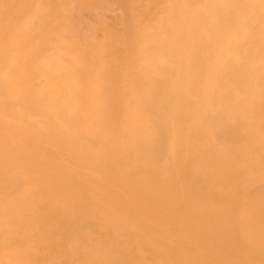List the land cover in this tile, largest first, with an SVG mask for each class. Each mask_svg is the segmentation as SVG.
Instances as JSON below:
<instances>
[{"label":"bare ground","instance_id":"obj_1","mask_svg":"<svg viewBox=\"0 0 264 264\" xmlns=\"http://www.w3.org/2000/svg\"><path fill=\"white\" fill-rule=\"evenodd\" d=\"M20 1L0 0V124L30 125L47 154L86 169L68 187L89 191L62 193L35 158L14 174L24 153L8 145L0 264H264V0H110L123 27L137 14V41L114 55L85 43L86 26L107 24L94 0ZM154 208L193 255L149 239L166 226L138 223Z\"/></svg>","mask_w":264,"mask_h":264},{"label":"rangeland","instance_id":"obj_2","mask_svg":"<svg viewBox=\"0 0 264 264\" xmlns=\"http://www.w3.org/2000/svg\"><path fill=\"white\" fill-rule=\"evenodd\" d=\"M24 1V0H23ZM22 1V2H23ZM95 1V3H93V9L94 10H96V12H97V10H101V12H99V14H101V15H103V18L105 19V21L107 22V24L105 25V27L103 26V25H98L97 27L99 28V27H101V29L99 28V29H97V27H95L94 26V24L92 25V26H86L87 27V30H86V27L85 26H83V32H84V34L85 33H87V36H89V34H90V36H91V33H93L94 34V37H96V38H98V37H100V38H98V39H96V38H91V37H93V34H92V36L89 38L90 40V42H88V41H84L86 44H88V46H94V48L93 47H91V49H93V50H95V46H99L98 48L96 47V49L98 50V49H100V50H102V49H104L105 51L106 50H109V49H111V48H113L112 49V53H113V55L115 54V53H121V50L124 48V47H126V45L128 46V45H130V43H132V42H134V41H137V40H133L132 41V36H133V33H131V28H132V31H133V29L135 28V27H137V26H135L137 23V14L136 13H134L135 14V16H134V14H132L129 18H130V20H131V22H130V24H129V26L130 27H123V25L121 24V20H120V18H121V16L122 17H124V14H123V9L119 6V5H117V4H115V3H113L112 1H110V0H107V1H110V2H106V0H100V2H99V0H98V2H97V0H94ZM21 2V1H20ZM22 2H21V4H22ZM24 3V2H23ZM21 4H20V6H21ZM98 4V5H97ZM100 4V5H99ZM24 4H22V6H23ZM20 6L18 7H16L15 8V12L17 13V11H18V8H20ZM98 6V7H97ZM112 7V8H111ZM120 8V9H119ZM17 9V10H16ZM118 9V10H117ZM19 10H21V8L19 9ZM108 11V12H107ZM115 11V12H114ZM20 13L19 14H17L18 15V17H20L21 18V15H22V18H21V20H23V16H25L27 13H28V10H22V11H19ZM110 12V13H109ZM114 12V13H113ZM29 13H31L30 11H29ZM120 14V15H119ZM122 14V15H121ZM27 16L29 17L30 15H28L27 14ZM115 16V17H114ZM119 16V17H118ZM28 17H25L24 19H25V21H26V19H28ZM134 17V18H133ZM133 18V19H132ZM136 18V19H135ZM123 19V18H122ZM134 20V21H133ZM24 21V20H23ZM115 21V22H114ZM136 21V22H135ZM134 23H135V25H134ZM94 26V27H93ZM110 27V28H108L107 29V27ZM135 26V27H134ZM84 27H85V29H84ZM93 27V28H92ZM105 28V29H104ZM114 28H116V29H114ZM95 30V33H94V30ZM103 29V30H102ZM118 29V30H117ZM127 29H128V31H127ZM90 30H92V32L90 31ZM101 30V31H100ZM110 30H112L111 32H110ZM120 30V31H119ZM106 31V32H105ZM127 31V32H126ZM128 32H129V34H128ZM102 33V34H101ZM105 33V34H104ZM110 35H109V34ZM116 33V34H115ZM123 33V34H122ZM107 34H108V37H107ZM125 34V35H124ZM126 34H127V37H126ZM86 35V34H85ZM103 35H105L104 37H101V36ZM113 35V36H112ZM114 35H115V37H114ZM128 35L130 36V35H132V36H130V37H128ZM112 36V37H111ZM114 37V38H113ZM120 37H122V40H121V38ZM108 38V39H107ZM113 38V39H112ZM125 38H126V40H125ZM94 41H93V40ZM105 39V40H104ZM37 41H40V38H38V39H36ZM92 40V41H91ZM98 40V41H97ZM117 40V41H116ZM124 40V41H123ZM95 41H97V43L95 42ZM108 41V42H107ZM125 41L127 42V43H125ZM83 42V43H84ZM112 42H114V44L112 43ZM123 42H124V44H123ZM83 43H81V44H83ZM90 43H93V44H91V45H89ZM102 43V44H101ZM110 43H112V44H110ZM108 44V45H107ZM118 45V47H116L117 45ZM120 44V45H119ZM102 45H103V47H102ZM105 45V46H104ZM110 45H114V47L116 48V51H113V50H115L114 49V47H109ZM107 46V47H106ZM121 46V47H120ZM123 46V47H122ZM101 47V48H100ZM122 48V49H121ZM89 49H90V47H89ZM120 49V50H119ZM110 51V50H109ZM109 51L107 52V53H109ZM118 51V52H117ZM0 103H1V101H0ZM6 103H8V102H6ZM9 104V103H8ZM8 104H5L6 106L8 105ZM10 105V104H9ZM11 107H13V109L15 108V105H12V106H10V108ZM8 108H9V106H8ZM10 110L11 109H9V110H6V111H8V112H10ZM12 111V110H11ZM14 111V110H13ZM12 111V112H13ZM8 118H11V117H8ZM12 119V118H11ZM11 119H7V122L5 123V124H0V147L3 145V147H1L0 148V152H1V150L2 151H4V152H1L0 153V162H2L1 160H4V157H5V159L7 158V155H9L10 153H8L7 155L6 154H2V153H7V152H9V150L10 149H16V148H18L19 149V151H18V153H24L23 155V157L24 158H26V159H23V157H20L19 156V154L16 152L17 151V149L14 151V152H16L17 154V156H19L20 158H17V157H14L15 155V153L13 154V152L11 151V154H12V156L15 158V160H13V162H12V166H11V170L12 171H15L16 173H14V174H17V175H21V176H28V173H30V171H27V169L28 168H30V167H33L32 166V163L36 160V163H33V164H35L34 165V167L33 168H35L36 169V172H38L39 171V169H40V171L42 172L43 170H46V166L47 165H45V164H47L50 160L52 161V162H54V163H52L51 161H50V163H49V174H51L52 173V171H54V176H51V175H47V170L45 171V173H44V171L41 173L40 171L38 172L40 175H42V176H44V175H46V176H49V178H57V180L59 179H61L60 177H64V178H62V181H63V187L61 186V191H62V193H65V192H69L70 191V193H72L73 191H75V189H73V188H70V187H68V185L66 184L67 182H66V178H67V176L69 177V179H70V177H71V179L72 178H74V180L76 181L77 180V178H76V175H77V172H84V173H87V171H86V169H82V168H79V166H76L73 170H72V168L73 167H71L70 165H69V163H68V161L66 160V157H64V156H61L60 154H59V150H57L55 147H51L50 148V146H52V144L49 142V150H51V153H53V154H51L50 153V155L49 154H47L48 153V149H47V147H46V145L48 146V143L47 142H45V141H43V140H40V139H38V138H34V137H31L30 136V134L31 135H33V132L31 131V126L30 125H26L25 123H24V121H22L23 123L21 124V121H19L18 120V122L22 125V126H24V127H21V126H16V125H13L11 122L13 121V120H15L14 118H13V120H11ZM17 120V119H16ZM12 126V130L9 128V127H11ZM19 128V130L18 131H20V133H22V134H20L17 130H15V128ZM28 128V129H27ZM24 129L25 130H29V132H27V133H25L24 132ZM8 130V131H7ZM2 132H4V133H2ZM8 132H11V134H9ZM15 132H16V134H15ZM32 132V133H31ZM5 133H6V136H7V138H6V136H5ZM13 133V134H12ZM18 133V134H17ZM4 134V135H3ZM24 134V135H23ZM28 134V135H27ZM10 135H11V137H10ZM27 135V136H26ZM3 136H5V137H3ZM9 136V137H8ZM25 137V138H24ZM17 139V140H16ZM23 139V140H22ZM25 140H26V142H25ZM29 140H30V143H29ZM1 142H2V144H1ZM8 142V143H7ZM40 142V143H39ZM31 144V146L34 144L35 146H37V145H39V146H41L40 148H43V151H44V153H43V151L41 152H37V151H35V147H31V146H27V145H25V144ZM36 143V144H35ZM4 145H5V147H4ZM6 145L8 146H12V148H10L9 146L8 147H6ZM38 147V146H37ZM6 148V149H5ZM7 148H10L8 151H7ZM31 148H33V149H31ZM5 149V150H4ZM12 149V150H13ZM52 149L53 150H57V152H52ZM21 150V151H20ZM23 150V151H22ZM47 150V151H46ZM6 151V152H5ZM33 151H34V153H37V154H34L33 153ZM46 151V152H45ZM59 151V152H58ZM27 152H29V153H27ZM28 154V156H26L25 157V154ZM32 153H33V155H32ZM46 153V154H45ZM2 154V155H1ZM10 154V155H11ZM26 154V155H27ZM6 155V156H5ZM9 155V156H10ZM32 155V157H30ZM34 155H35V157H34ZM42 155V156H41ZM49 155V156H48ZM8 156V157H9ZM22 156V155H21ZM53 156V157H52ZM50 157V158H49ZM54 157H55V159H54ZM2 158V159H1ZM32 158H35V160H32V161H28L27 159H32ZM42 158H44V160L42 159ZM48 158H49V161H47L48 160ZM60 158H63V159H60ZM65 158V159H64ZM22 160V161H24V162H22V161H20V160ZM40 159V160H39ZM45 159H47V160H45ZM26 160H27V162H26ZM40 161V162H39ZM57 161V162H56ZM26 162V163H25ZM31 162V163H30ZM47 162V163H46ZM59 162V164H57ZM2 163H5V162H2ZM28 163V164H27ZM37 163H38V167H41L42 166V168H39L38 170H37ZM41 164V166H39L40 164ZM43 163H44V165H43ZM56 164L58 165V166H56ZM30 165V166H29ZM65 167H64V166ZM56 166V167H55ZM62 166V167H61ZM18 167H20V169H23L22 170V172L23 173H21V170H20V172H19V168ZM25 167L27 168V169H25ZM63 168V169H61V168ZM61 169V172H63V173H61L62 174V176L59 174V172H58V169ZM67 168V169H66ZM18 169V170H17ZM24 169H25V171L27 172V174L25 175V171H24ZM54 169V170H53ZM29 170V169H28ZM65 170H67V171H65ZM69 172V173H68ZM90 173V172H89ZM59 174V175H58ZM69 175H74L73 177L72 176H69ZM66 176V177H65ZM59 177V178H58ZM64 179V180H63ZM57 180H55V181H57ZM82 180V179H81ZM81 180H79L78 182H81ZM96 181L94 178L93 179H91L90 181H88V182H93V181ZM53 181V180H52ZM68 182H69V180H68ZM97 182V181H96ZM95 182V183H96ZM94 183V182H93ZM53 184H55V183H53ZM66 184V185H65ZM65 185V186H64ZM52 186H54V185H52ZM64 187H66V188H64ZM80 187V189L78 190L76 187V191L75 192H85V190H86V192H88L89 190H87L84 186H82L81 187V185L79 186ZM106 187V188H105ZM69 188V189H68ZM82 188V189H81ZM107 188H108V191H107ZM62 189H66V191L65 190H62ZM67 189H68V191H67ZM71 189V190H70ZM72 189H73V191H72ZM102 189L104 190V193L107 195V193H108V195L107 196H109L110 195V191H111V193H112V191H113V187H109V186H102ZM148 202H146V204H145V202H144V204H142V206H144V207H149L150 206V204L148 203ZM66 206H68V205H66ZM141 206V205H140ZM70 207V206H69ZM71 209L73 210V207H71ZM140 209H141V207H140ZM69 208H67L66 207V209H65V212H66V214L68 215V213H70V211H72V210H70ZM142 210V209H141ZM68 211V212H67ZM121 211H123V210H121ZM74 212V211H73ZM146 212V214H148V216L151 214V211H145ZM157 215V217L158 218H161V219H163V225H166L164 228H162V227H160L161 228V230H164L165 232H163V234L162 235H160V236H157V237H150L149 239H151V240H158L157 238H159L160 240H162V241H166L167 243H169L170 245H173L172 247H171V251H173V252H175L176 250L177 251H179V250H181V251H184L185 252V254H186V252L188 253L186 256L187 257H190L191 256V254L194 252H196V250H195V246H194V244L193 243H191L189 240H187L184 236H182V235H180V234H178V233H174V231L175 230H178V229H176L175 227H174V225L172 224V223H170V222H167L166 221V217L162 214V212H160V210H156V208H154L153 210H152V214L149 216V217H147V218H140V220L138 221V223L139 224H141V225H143L144 227H146V229L145 230H147V232H148V234H153V231H151L150 229L152 228V229H154L155 228V223H156V221H154L155 219H157V217H156V215ZM75 215V217H76V214L74 213L73 214V216ZM153 215H154V218H153ZM69 217H67V218H69V220L70 221H74L73 220V218H75V217H73L72 216V214L70 215H68ZM72 219V220H71ZM153 221H151V220ZM146 221H148V222H146ZM145 222V223H144ZM169 223V224H168ZM148 225L149 226V224H150V229L148 228L147 229V226L146 225ZM153 224V227L151 226ZM159 228V229H160ZM168 228V229H167ZM63 229H65V227L63 226L62 227V230ZM156 229V228H155ZM149 231H150V233H149ZM175 234V235H174ZM173 235V236H172ZM73 236V235H72ZM163 236V237H162ZM167 238H166V237ZM170 236V237H169ZM175 236V237H174ZM61 238L59 239L60 241H62L61 242V245H62V243H63V245H64V243L66 242V244H69V242H71L72 241V239L73 238H71L70 236V238H68L67 236H66V238H67V240H66V238L64 237V236H60ZM63 237V238H62ZM74 237V236H73ZM75 237H76V235H75ZM58 238L59 237H56V238H52L53 239V243L55 244H57L58 242H54V241H56V240H58ZM170 238V239H169ZM182 238V239H181ZM183 238H185V239H183ZM51 239V240H52ZM66 240V241H64V240ZM68 239H70V241L68 240ZM171 239H173V241H171ZM50 240V241H51ZM58 240V241H59ZM50 241H49V244L50 245H53V246H56V244L54 245L53 243H50ZM64 241V242H63ZM60 244V242L58 243V245ZM71 244V243H70ZM185 244V245H184ZM61 245H59V246H61ZM62 245V246H63ZM192 245L194 246V247H192ZM52 246V247H53ZM59 246H57V247H59ZM62 246H61V248H62ZM65 246V245H64ZM68 247V245H66L65 247H63V250L64 249H66ZM174 247H175V249H174ZM181 247V248H180ZM187 247H189V249H187ZM180 248V249H179ZM174 249V250H173ZM56 251V250H55ZM54 251V252H55ZM53 252V254L55 255L56 253H54ZM178 253H181L180 251L179 252H176V255H178ZM193 253V254H194ZM61 254V253H60ZM192 254V255H193ZM197 254V253H196ZM57 255V254H56ZM179 256L181 257H183L184 259H186L187 257H185V256H183V254H179ZM212 257V258H211ZM215 257V256H214ZM214 257L213 256H211L210 254L208 255L207 254V256H206V259H207V261L208 262H210L211 261V264H216L215 262H214ZM217 258V257H216ZM188 259V258H187ZM210 260V261H209ZM218 260V259H217ZM219 262V261H218ZM218 264V263H217Z\"/></svg>","mask_w":264,"mask_h":264}]
</instances>
